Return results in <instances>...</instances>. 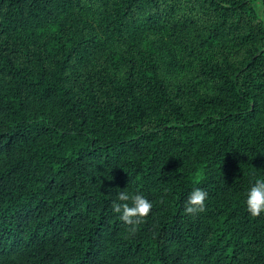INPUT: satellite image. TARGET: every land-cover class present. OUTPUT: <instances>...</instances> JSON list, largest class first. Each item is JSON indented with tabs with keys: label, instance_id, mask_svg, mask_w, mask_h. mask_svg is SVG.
I'll list each match as a JSON object with an SVG mask.
<instances>
[{
	"label": "trees",
	"instance_id": "1",
	"mask_svg": "<svg viewBox=\"0 0 264 264\" xmlns=\"http://www.w3.org/2000/svg\"><path fill=\"white\" fill-rule=\"evenodd\" d=\"M255 1L0 0V264H264Z\"/></svg>",
	"mask_w": 264,
	"mask_h": 264
},
{
	"label": "clouds",
	"instance_id": "2",
	"mask_svg": "<svg viewBox=\"0 0 264 264\" xmlns=\"http://www.w3.org/2000/svg\"><path fill=\"white\" fill-rule=\"evenodd\" d=\"M207 192L201 188H194L186 201L185 211L190 214L202 212L205 209ZM118 199L122 203L113 202V210L120 214V219L129 225H135L152 209V203L143 195H131L121 191ZM131 201V204L127 203ZM247 208L252 216H259L264 212V179H258L247 193ZM134 230V229H133Z\"/></svg>",
	"mask_w": 264,
	"mask_h": 264
},
{
	"label": "rangeland",
	"instance_id": "3",
	"mask_svg": "<svg viewBox=\"0 0 264 264\" xmlns=\"http://www.w3.org/2000/svg\"><path fill=\"white\" fill-rule=\"evenodd\" d=\"M255 5H256V8L258 10L259 13H262V5H261V2L259 0H256L255 1Z\"/></svg>",
	"mask_w": 264,
	"mask_h": 264
}]
</instances>
